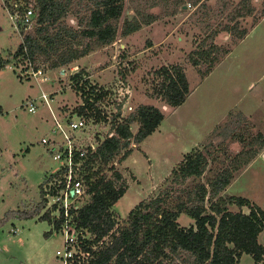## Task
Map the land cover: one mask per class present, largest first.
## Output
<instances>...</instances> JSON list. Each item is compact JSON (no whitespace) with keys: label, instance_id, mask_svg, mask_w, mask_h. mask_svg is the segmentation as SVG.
I'll use <instances>...</instances> for the list:
<instances>
[{"label":"rangeland","instance_id":"obj_1","mask_svg":"<svg viewBox=\"0 0 264 264\" xmlns=\"http://www.w3.org/2000/svg\"><path fill=\"white\" fill-rule=\"evenodd\" d=\"M162 1L144 7L155 15V20L134 29L131 24L137 17L132 7L136 3L124 0L113 43L65 67L48 69L41 65V75L23 78L18 73L24 69L26 59L15 55L21 33L13 27L0 0V219L7 212L28 210L39 202L40 184L57 166L41 143L53 121L47 104L39 97L50 94L53 100L49 103L55 113L72 111L81 103L72 81L80 70L79 82L86 81L94 94L104 92L100 99L104 121L83 132L84 139L99 134L96 143L110 133L109 120L119 102L121 116L138 104H153L164 113L158 127L139 145L133 144L129 156L115 165L127 185L112 208L118 220L169 186L175 191L182 189L173 185L172 170L183 153L193 148L214 153L215 160L208 166L211 170L201 178L204 181L213 170L227 166L242 146L247 148L249 142L264 140V113L258 112L264 110V18L259 20L256 14L257 27L243 41L235 42L228 32L218 34L216 47L226 48L227 54L232 49L233 54L225 59L219 56L220 61L202 77L207 63L194 66L189 54L205 37L208 21L226 22L233 5L230 0H204L202 5L194 6L187 0L179 10L174 0ZM253 4L260 9V0ZM66 18L75 24L72 13ZM239 20V28L248 30L251 17ZM175 64L183 66L190 92L182 104L171 108L153 94V85L157 82L155 70ZM26 101H35L34 112L27 110ZM249 104L255 111L245 112ZM132 128L135 130L136 125ZM257 134L259 139H254ZM229 193H233L231 189ZM43 212L41 208L30 218L10 216L0 225V264H63L55 254L63 246V235L39 217ZM177 222L183 227L194 223L185 214H180ZM258 241L264 243V230ZM240 264H253V259L243 254Z\"/></svg>","mask_w":264,"mask_h":264},{"label":"trees","instance_id":"obj_2","mask_svg":"<svg viewBox=\"0 0 264 264\" xmlns=\"http://www.w3.org/2000/svg\"><path fill=\"white\" fill-rule=\"evenodd\" d=\"M27 1L3 0V5L12 10L13 3H18L22 11ZM130 1L136 3L132 8L137 20L130 23L134 29L155 20V15L144 7L163 2ZM188 1L199 6L204 0ZM253 1L230 0L233 10L226 22L222 19L216 24L208 21L205 37L189 54L192 65L207 63L202 77L220 61L219 56L228 52L226 48L216 47L214 39L218 34L228 32L237 42L264 17V0H260L257 10ZM186 3L187 0L173 1L175 9L179 10ZM34 9V22L20 29L22 40L15 55L26 59L25 64L30 63L33 69L41 65L55 69L113 43L124 0H34ZM68 13L74 15L75 24L66 20ZM256 14L260 15L259 20ZM248 17H251L248 30L239 28V19ZM155 74L157 82L153 85V94L171 108L182 104L190 92L183 66H161ZM81 75L82 70L72 76L73 88L81 95V103L73 111L99 120L101 113L95 103L104 92L99 90L102 94H94V88H88L86 81L79 82ZM120 109L119 104L111 116V135L103 138L81 168L87 200L73 210V220L88 234L82 248L89 256L83 264H240L243 254L250 255L253 264H264V245L258 241L264 229V210L246 197L223 194L234 176L262 149L264 140L256 142L258 146L253 142H249L247 148L242 146L227 166L213 170L204 181L201 178L211 170L208 166L215 160L214 153L206 148L183 153L172 170L173 185L182 189L175 191L169 186L162 194L136 205L125 218L118 220L112 208L126 192L127 185L115 165L125 160L132 145H139L164 118L162 109L153 104H138L123 116ZM133 125H136L135 130ZM257 137L259 139L260 135L254 139ZM42 183L39 202L28 210L7 212L0 219V225L10 216L38 215L43 208ZM243 207L248 211L244 212ZM180 214L189 216L194 223L180 226L177 222ZM39 217L51 222L48 212ZM54 227L57 229L58 224Z\"/></svg>","mask_w":264,"mask_h":264},{"label":"built area","instance_id":"obj_3","mask_svg":"<svg viewBox=\"0 0 264 264\" xmlns=\"http://www.w3.org/2000/svg\"><path fill=\"white\" fill-rule=\"evenodd\" d=\"M5 9L13 27L19 32L21 27H29L34 22V0H28L22 11L18 3H13L12 10L6 7ZM18 74L23 78L28 75L37 77L42 71L41 68L33 69L28 63ZM101 97L95 103L99 111ZM39 98L47 104L53 121L49 134L41 138V143L46 147L52 160L57 163L56 168L47 174L42 183L43 213H49L50 224L53 226L58 224L57 229L63 235V246L55 251L56 256L63 264H83L89 256V252L82 248L88 234L75 225L73 214L84 203V199H81L87 198L86 185L82 180V165L103 139H97L95 143V137H99V134L97 136L93 134L94 138L92 136L84 139L81 136L83 132L104 120L102 116L99 120L88 119L73 110L66 114H60L58 110L55 113L49 103L53 100L50 94L42 93ZM119 104L120 102L117 103ZM26 107L29 112H34L37 105L35 101H26ZM100 113L102 114L101 111ZM104 119L107 120L108 117L105 116ZM110 135L111 132H107L104 138Z\"/></svg>","mask_w":264,"mask_h":264},{"label":"crops","instance_id":"obj_4","mask_svg":"<svg viewBox=\"0 0 264 264\" xmlns=\"http://www.w3.org/2000/svg\"><path fill=\"white\" fill-rule=\"evenodd\" d=\"M256 27L257 25H255L243 39H245L251 32H253ZM243 39L241 41H243ZM232 54L233 50L231 49V51L227 55H225L223 59L229 57ZM245 107L249 108L246 109L245 112L254 110L251 104ZM258 112L264 113V110ZM229 189H231L233 193H229ZM225 193L246 197L264 210V146L258 151L257 155L253 157L252 160L234 176L229 185L225 188L223 194ZM243 211L247 212L248 210L246 208V210L243 209ZM261 244L264 245V243Z\"/></svg>","mask_w":264,"mask_h":264}]
</instances>
